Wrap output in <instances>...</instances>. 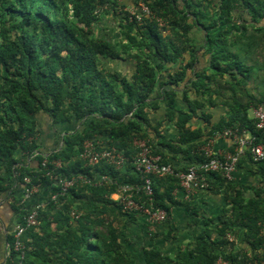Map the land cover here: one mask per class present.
<instances>
[{
	"label": "trees",
	"instance_id": "trees-1",
	"mask_svg": "<svg viewBox=\"0 0 264 264\" xmlns=\"http://www.w3.org/2000/svg\"><path fill=\"white\" fill-rule=\"evenodd\" d=\"M140 2L151 11L142 22L131 19V8L116 0H0V210L3 198H12L14 226H26L24 217L43 205L39 224L22 236L23 249L15 248V227L6 228L3 237L12 264H216L219 259L264 264V191L254 189V196L245 198L234 185L238 182L226 180L221 172L211 175L209 189L219 184L235 192L227 195L230 212L219 215L215 237L211 230L201 234L193 248L177 256L164 255L154 246L144 249L139 261L124 250L114 218L106 217L113 211L136 218L109 199L124 183L136 188L144 184L133 164L135 139L147 140L161 163L170 164L169 155L180 154L188 158V167L201 164L205 160L201 149L227 129H246L258 142L264 141V130L249 116L251 107H259L264 97L246 90L260 64L258 60L251 64L252 48L256 58L264 46V0H220L217 10H209L213 0H134L132 8ZM109 13L118 19L119 33L114 37L100 26ZM192 27L204 31L205 43L199 49L198 34L188 38ZM200 49L209 56L208 68L189 76ZM185 53L191 57L187 62ZM108 61H130L136 70L128 77L106 68ZM181 90L188 109L178 105ZM160 101L169 109L166 120H175L177 139L159 133L160 123L151 124L148 114ZM220 104L228 109L226 117L210 130L192 129L190 123L199 112L209 127L212 115L207 108ZM41 114L55 126H80L61 132L58 147L45 153L39 143ZM87 140L99 142L98 149L115 148L128 162L121 169L106 161L86 166L80 155ZM24 155L36 166L23 164ZM244 158L264 183V161L255 162L248 151L237 167ZM78 175L95 181L105 175L109 181L76 185L61 194L58 180ZM150 178L153 206L170 212L179 177ZM34 187L40 196L33 201L34 192L30 201L25 196ZM135 196L144 199L141 190ZM211 221L205 226L213 225ZM3 233L0 222V240ZM228 233L247 247L236 250V239L230 242Z\"/></svg>",
	"mask_w": 264,
	"mask_h": 264
},
{
	"label": "crops",
	"instance_id": "crops-1",
	"mask_svg": "<svg viewBox=\"0 0 264 264\" xmlns=\"http://www.w3.org/2000/svg\"><path fill=\"white\" fill-rule=\"evenodd\" d=\"M118 3L122 5L128 6V8H132L134 6V0H116ZM212 7H209V10H217L219 6L220 0H213ZM207 6V4L205 5ZM238 8V4L236 5ZM111 12V11H110ZM118 19H115V16L111 14H107L105 20L100 24L102 28V32L117 35L119 33V29L116 28ZM198 34V35H197ZM197 49L201 48L204 43V31L203 29H196L192 27L188 38L196 37ZM187 36L185 37V39ZM195 43V40H194ZM256 49L252 48L251 56L255 57ZM257 58V57H256ZM184 59L186 62L191 59L189 53H185ZM208 60L209 56L205 49H200L197 52V60L192 70H189V76H193L198 72H202L203 70L208 68ZM251 62V61H250ZM251 64H255V61L251 62ZM106 68L111 69V71L122 73L125 76L131 77L135 72L136 68L133 62H111L108 61V66ZM256 68V66H255ZM255 70V69H254ZM172 69H170L167 73H170ZM254 72V71H253ZM253 75V73H252ZM251 75L250 80L246 85V90L249 94L255 95L257 97H264V93H254V88L257 86L262 87L264 89V82L259 85L254 80V77ZM244 87V86H243ZM183 89V88H181ZM251 90V92H250ZM182 91H180L178 98V105L183 107L184 109H188L187 105H185L182 101ZM225 94V96H229ZM183 97V96H182ZM192 98H194L192 96ZM259 107L264 108V103L260 104ZM257 107H251L249 111L250 118L254 119V109ZM227 108L224 107L223 104H220L218 107L212 108L208 107L206 113L212 115L211 125H209L201 119V112H199V117H194L191 121L190 125L192 129L202 128L203 130H210L211 127L218 123L223 117L227 115ZM169 109L166 107L165 103L160 101L158 108L156 110H152L149 112L148 116L150 118L152 126H157L159 123V133L166 136L169 139H177L180 136L178 128L175 126V120H166L167 112ZM39 123V143L43 152H51L58 147L61 143L60 133L64 130H72L79 128L80 124L72 123L70 125H62L55 126L51 123V121L44 114H41L38 117ZM246 130V129H244ZM247 131L248 136H253L249 130ZM157 143V142H156ZM207 144V143H206ZM205 144V145H206ZM234 149L233 141L230 138H218L213 146V152L218 154L229 153ZM234 153V152H233ZM23 154V153H22ZM20 154V156L22 155ZM244 157L241 155L240 159ZM21 158V157H20ZM28 158V157H27ZM24 155L21 158V162L26 166H31V168L36 166V161H29ZM27 159V160H26ZM170 164L177 169L178 171H184L188 165L189 160L184 155H169ZM242 165L237 167L235 173V183L237 186V190L243 193L245 198H250L254 196V189H263L264 191V183L260 182L258 175H253L252 172V163L248 160V158H244L242 160ZM29 164V165H28ZM188 169V168H187ZM123 178L125 179V174L127 173V169L122 172ZM129 173V172H128ZM210 179V177H209ZM208 179V180H209ZM226 179V178H225ZM121 183H124L121 181ZM217 187V188H216ZM210 188V184L207 185L206 188H198L188 193L181 187V184L174 189L172 192V196H174L175 205H172L170 209V217L167 221L159 224L156 227L155 232L149 230L148 222L145 220L143 216H136L135 219L130 218L128 215H120L119 213H115L111 211V216H107L109 221L114 218V226L118 228L120 232V241L123 243L124 250L131 252L132 255L136 256L139 261L144 259L143 250L150 249L154 246L160 248L161 252L164 255L169 256H177V254L181 251L188 250L189 248H193L195 245V241L198 240V237L201 234L209 232L211 230L212 236L215 237V224L218 223V217L223 210H228L230 212L231 204L229 199H227V195L235 194L232 191L227 190L225 188H221L219 184L216 186L213 185L212 189ZM120 190L118 192H114L110 194L109 199L113 200L117 203L116 199L118 197ZM43 194V193H41ZM36 199L34 197H30L31 199L38 200L40 193L36 192ZM236 195V194H235ZM29 199V198H28ZM27 200V199H26ZM30 200V199H29ZM31 201V200H30ZM29 201V202H30ZM12 202V198L4 197L1 201V210H0V222L2 225L3 234L2 237L5 236V230L8 227H13L16 221L15 215L12 212V208L10 206ZM111 208V206H110ZM227 212V213H228ZM208 218V219H206ZM211 221L213 225L209 224V226H205L206 222ZM15 227V226H14ZM229 234V233H228ZM232 235V234H231ZM233 236V235H232ZM235 238V236H233ZM236 239V250L245 249L247 245L244 242H241L239 239ZM6 238L3 237L0 240V264H12V259L9 256L7 250Z\"/></svg>",
	"mask_w": 264,
	"mask_h": 264
},
{
	"label": "built area",
	"instance_id": "built-area-1",
	"mask_svg": "<svg viewBox=\"0 0 264 264\" xmlns=\"http://www.w3.org/2000/svg\"><path fill=\"white\" fill-rule=\"evenodd\" d=\"M131 19L135 17L138 22H142L143 16L151 15L150 9L143 3L140 2L138 7L131 8ZM254 119L257 121V128L264 130V108L257 107L254 109ZM230 138L233 141L234 153H223L218 154L213 152V146L218 138ZM99 143V142H98ZM92 140L85 141L83 145V152L80 158L85 162L86 166H94L102 161H106L109 164L115 166L116 169H121L128 162V158L121 152L117 151L115 148L109 149H98ZM134 146L137 149V154L134 157V167L137 172L142 176L144 184L142 188H136L133 185L124 183L120 186L119 194L116 199L117 203L122 207L123 212L132 213L136 216H143L148 222L149 230L155 232L156 227L167 221L170 217V212L155 208L153 206V188L151 175L156 176H166V175H176L180 179L181 187L188 193L192 190L198 188H206L209 184L208 179L212 174L221 172L228 181L235 180V173L237 170V164L241 155H245L246 152H250L253 160L255 162L264 161V141L258 142L254 136H248L247 131H239L237 129H227L224 132L217 133L212 139H210L207 144L201 149L205 154V160L199 165H191L188 167L187 171H178L175 173V168L171 164L161 163V156L153 155L151 152V147L147 140L135 139ZM47 162L44 161L45 165ZM59 165V164H58ZM27 183L30 182L29 178L25 179ZM109 178L107 176L98 177L97 181L87 178L84 175L74 176L70 179H60L58 180V185L61 189V194L67 192L70 188L76 185H86V184H103L107 183ZM137 190H141L144 199L136 200L135 194ZM38 187H34L31 193L26 194L25 197L30 198L32 193L37 192ZM57 195L52 198L55 199ZM43 205L35 206L32 212L24 217L25 225L17 224L15 226V237L17 238L16 250H21L24 248L22 241V236L26 229L31 226H37L38 213ZM72 216H76L75 213ZM228 240L230 242L235 241V238L228 234ZM24 255H21V260H23ZM21 264V263H20ZM216 264H230L229 261L219 259Z\"/></svg>",
	"mask_w": 264,
	"mask_h": 264
},
{
	"label": "rangeland",
	"instance_id": "rangeland-1",
	"mask_svg": "<svg viewBox=\"0 0 264 264\" xmlns=\"http://www.w3.org/2000/svg\"><path fill=\"white\" fill-rule=\"evenodd\" d=\"M203 2H204V4L208 3L207 1H203ZM109 14H111V13H109ZM159 22H160L161 28H163L162 27L164 24L163 21L159 20ZM167 32L170 33V31H167ZM259 50H260V56L259 57L256 56L257 58L252 57V59H251L252 61L250 60L251 62H253L255 60L260 61V64L256 65V68H255L253 75H252L254 77V80L256 81V83L258 85L260 83L264 82V46L261 47ZM250 92H251V90H250ZM254 93H261L262 94V93H264V89H262V87L257 86L256 88H254ZM225 94L228 95V92H225Z\"/></svg>",
	"mask_w": 264,
	"mask_h": 264
}]
</instances>
